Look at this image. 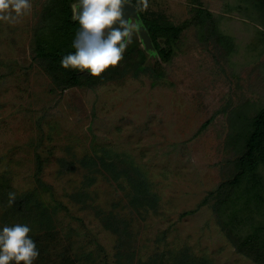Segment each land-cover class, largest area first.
<instances>
[{
    "label": "rangeland",
    "instance_id": "1",
    "mask_svg": "<svg viewBox=\"0 0 264 264\" xmlns=\"http://www.w3.org/2000/svg\"><path fill=\"white\" fill-rule=\"evenodd\" d=\"M45 1L0 0V174L17 193L38 181L48 187L43 198L56 208L51 254L69 242L82 264H112L123 238L137 253L134 264L166 250H187L208 264H254L235 252L201 202L232 168L229 118L264 105V48L245 49L254 36L264 39V24L229 11L235 0H144L142 10L185 25L169 62L160 63L162 78L153 83L141 73L60 92L32 52ZM197 4L222 22L233 54L194 25ZM102 150L116 163L129 157L146 174L158 197L154 210L135 213L116 183L84 167V156Z\"/></svg>",
    "mask_w": 264,
    "mask_h": 264
},
{
    "label": "trees",
    "instance_id": "2",
    "mask_svg": "<svg viewBox=\"0 0 264 264\" xmlns=\"http://www.w3.org/2000/svg\"><path fill=\"white\" fill-rule=\"evenodd\" d=\"M80 1L46 0L39 22L33 30L32 52L51 79L52 91L61 92L72 87L93 89L122 81L128 76L137 77L141 73L150 76L153 83L162 78L164 70L160 63L169 62L173 46L185 25L176 26L164 15L142 10L140 5L144 0H117L131 2L136 6L155 48V57L159 60L154 65L146 63L148 54L142 49L133 30L118 58L115 59L110 50L103 49L99 54L100 64L90 71V54H82L80 47L81 44L97 39L102 18L83 16L73 19L72 5ZM233 4H230L233 6L228 8L229 11L248 13L260 24H264V0H235ZM194 11V25L213 37L226 52L233 54L236 43L233 38L221 32L222 22L220 24V21L214 20L213 15L200 5ZM251 40L245 49L256 51L261 45L264 48L263 32ZM249 111L233 112L229 118L233 132L228 136V146L235 157L231 162L232 168L227 178L207 194L201 205L211 206L220 231L237 254L254 264H264V105L256 109L253 115ZM102 152L98 154L95 151L92 155L84 156V167L91 174L101 172L104 177L116 183L123 191L125 204L135 213H140V209L144 212L154 210L158 197L152 192L146 174L129 157L116 163V157L111 156L109 151ZM90 182V176H87V183ZM119 182H125L128 189L125 190ZM38 183V187L33 190L17 193L5 175L0 174V262L80 264L71 254L69 242L62 245L61 253L55 252L57 248L55 250L51 242L56 239L57 233L53 224L56 208L43 198L44 193H48V187L40 181ZM97 212L104 217V226L109 227V218L101 210ZM126 229L127 225L123 223L119 228L120 234L126 235ZM50 248H54V254H51ZM136 255L130 248L129 240L121 238L117 241L112 264H134ZM84 257L89 258V255L85 254ZM138 264L208 262L191 256L187 250H166Z\"/></svg>",
    "mask_w": 264,
    "mask_h": 264
},
{
    "label": "water",
    "instance_id": "3",
    "mask_svg": "<svg viewBox=\"0 0 264 264\" xmlns=\"http://www.w3.org/2000/svg\"><path fill=\"white\" fill-rule=\"evenodd\" d=\"M72 11L75 20L83 16L102 18L97 39L91 43L81 44L80 47L82 54L86 52L90 54V71L100 64L99 54L103 49L110 50L113 57L118 58L133 30L136 32L142 49L150 58L155 57L156 51L151 38L133 3L117 0H82L73 5Z\"/></svg>",
    "mask_w": 264,
    "mask_h": 264
}]
</instances>
